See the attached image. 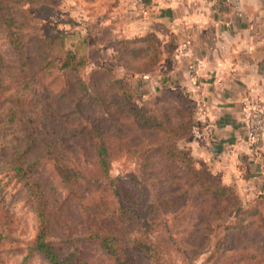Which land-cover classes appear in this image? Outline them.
Instances as JSON below:
<instances>
[{"label": "rangeland", "instance_id": "obj_1", "mask_svg": "<svg viewBox=\"0 0 264 264\" xmlns=\"http://www.w3.org/2000/svg\"><path fill=\"white\" fill-rule=\"evenodd\" d=\"M95 3L91 5L86 0H23L19 17L27 26L25 41L30 46L28 54L34 65L39 64L40 55L51 56L46 51L39 52L41 45L36 43L37 34L45 33L46 30L52 33L51 27L56 25L57 30L54 32L61 31L65 34L63 51L76 53L86 63L80 71L82 79L89 85L92 83L91 87L95 88V92L102 91L106 97L112 94L111 87H115L116 97L119 96L118 85H113L112 76L104 73L101 67L107 64L114 65L117 75H122L125 68L142 71L147 66V61L133 59L128 43L119 57L117 51L120 49L121 41L126 38L123 36V28L109 11L111 3L98 1ZM100 9L102 11L106 9L108 12L104 14ZM16 66L17 61L12 48L0 28V79L4 82L16 79ZM38 80H42L52 93L57 92L58 95L61 94L59 90L67 81V77L60 72L48 74L46 71L38 75ZM60 94L58 106L52 107L53 114L58 116L51 127L55 133H60L63 129L64 120H61L59 115L65 111L66 106L68 109V103ZM138 95L142 101L150 100L159 117L169 123L167 125L171 132L159 135L157 139L162 142L168 138L170 142L175 140L178 150L188 153L198 169L210 170L209 166L194 154L192 146L186 143V140H194L193 128L198 125L197 115L195 117L188 115L187 105L176 98L173 92L165 93L164 90L150 92L147 88L145 91L140 90ZM41 101V96L33 92L27 93L16 89L5 93L0 91V264H50L41 255L32 252L38 231V214L27 188L13 176L8 162L13 157V141L18 136L15 134L18 131L9 122V117L12 113L16 114L14 124L20 129L19 121L22 117L26 120L33 117V114L40 110ZM49 133L51 130H48ZM23 135L20 133L21 138ZM143 138L145 136L133 130L125 135L123 148L117 146L118 141L115 148L110 144L113 148L110 153L112 161L110 176L113 179L119 178L120 183L125 185L133 183L137 178H143L140 172L143 158L134 148ZM150 139L144 141L148 143L157 140ZM77 159L86 178L96 175L91 158L83 156ZM34 160H39L36 166L39 168L40 176L57 191L58 200L54 201L56 203L54 233L51 240L78 253L88 264H118L99 241L90 239L83 210L58 177L53 163L46 157L36 156ZM163 162L164 168L159 166ZM148 163L150 165L146 171V180L158 177L171 179L164 185L149 181L148 187L155 194L168 196L172 191L186 189L183 182L176 178L179 174L174 165L158 156L152 157ZM217 177L221 182L219 176ZM134 187L137 193L135 211L139 213L147 210L149 214L152 204L145 199L144 189L142 193L139 191L143 187L137 182ZM83 190L89 195L88 201L99 199L94 196L96 190H93L89 183L84 185ZM234 192L238 199L232 200L229 209L223 215L215 214L220 211L219 207L209 202L203 203L204 198L194 197L191 198L189 205L181 208L185 210L177 209L175 213H169L166 217H158V220L152 221L156 223L154 225H150L148 220H142L141 224L149 227L142 235L138 232V236L145 237L147 241H153L155 238L159 242L154 244V252L139 256L132 251L133 245H129L124 252L126 264H264V228H261L260 221L261 216H264V201L253 202L255 197L242 194L238 187H234ZM225 204L222 206L225 207ZM243 216H246L244 224L249 222L252 224L243 230L235 229L239 217ZM224 224L230 227L225 233L222 229ZM161 235L165 238L163 242L158 240ZM129 239L128 237L125 242L128 243ZM129 253L130 258L127 257Z\"/></svg>", "mask_w": 264, "mask_h": 264}, {"label": "trees", "instance_id": "obj_2", "mask_svg": "<svg viewBox=\"0 0 264 264\" xmlns=\"http://www.w3.org/2000/svg\"><path fill=\"white\" fill-rule=\"evenodd\" d=\"M22 3L23 0H0V28L17 61L16 79L5 82L0 79V91L5 93L16 89L27 93L33 92V94H39L44 103L42 104L41 101L40 110L30 119L26 120L22 117L19 121L20 129L14 124L16 114L12 113L9 117V122L18 131L15 133L18 136L12 146L13 157L8 161L9 168L18 182L27 188L38 214V231L32 252L41 255L50 264H88L78 253L51 240L54 233L56 215L54 201L58 200L57 191L40 176L39 168L36 166L39 160H34L36 156L46 157L53 163L58 177L83 210L90 239L99 241L118 264H126L124 252L129 245H133L131 249L138 256L154 252V244L157 241L155 238L153 241H147L141 236L149 227L141 224L142 220H148L150 225H154L156 223L153 222L158 220V217H166L169 213H175L177 209L189 205L191 198L194 197L204 198L203 203L209 202L219 207L220 211L215 213L216 215L226 214L232 200L238 199L234 192L236 186L220 182L211 170L198 169L188 153L178 150L175 140L170 142L168 138L162 142L157 139L159 135L171 131L167 125L169 123L159 117L158 111L150 104L151 101H142L138 95L140 90H146L142 72L135 68H125L122 75H117L114 65L102 66L101 70L112 76L113 85H118L119 96L114 97L115 87H111L112 94L109 97H106L102 91L96 93L95 88L91 87L92 83L89 85L80 76V71L86 65L83 58L78 57L76 53L63 51V35L65 34L61 31L54 32L57 30L56 25L51 27L52 33L46 30L45 33L36 35V43L41 45L39 52L46 51L51 56L40 55L39 64L34 65L28 54L30 46L25 41L27 26L25 21L20 20L19 17ZM43 27L46 29V25ZM147 42L149 49L140 51L130 46L129 51L135 60H147L146 57L152 54L151 65H153L158 62L162 50L153 37H149ZM123 43L125 47L127 43L132 44L131 41H124L120 45ZM125 47L118 49L119 57L121 52L125 51ZM46 71L48 74L60 72L67 77V81L61 85V90H59L61 92L59 94L63 95L68 103V109L66 106L65 111L59 115L61 120H64L60 133H55L51 128L55 118L58 117L53 114L52 107L58 106L59 94L52 93L42 80H38V75ZM163 90L165 93L173 92L176 98L187 105L188 115L196 116L193 101L188 95L178 90L173 91L168 88H163ZM197 127L199 125L194 126L193 130ZM48 130H51V133L48 134ZM133 130L145 136L141 143L134 147L143 158V163L140 164L143 178H137L133 183L124 185L120 183L121 179H113L110 176L112 164L110 153L113 151L110 144L115 148L118 141L117 146L120 149L123 148L125 135ZM20 133L24 134L22 138ZM148 138L157 140L146 143L144 140ZM83 156L91 158L94 162L96 172L94 177L86 178L81 172L77 157ZM154 156L176 167V172L179 174L176 178L183 182L185 190L172 191L167 196L157 191L158 194H155L148 187L149 181L159 183V185L171 181L164 177L145 179L150 165L148 161ZM159 166L164 168V162ZM136 182L143 187L139 191L142 193L144 189L145 199L152 204L149 214L147 210L139 213L135 211L137 193L134 186ZM86 183L96 190L94 196L99 197L98 200L88 201L89 195H86L83 190ZM263 201L264 195H259L253 202ZM223 203H226L225 207L222 206ZM255 212L256 210L253 213ZM261 217V228H264V216ZM245 219L246 216L239 217L234 228L239 230L249 228L252 223L244 224ZM222 229L225 233L230 230V227L224 224ZM128 237L130 239L126 243L125 240ZM164 239L163 235L158 238L161 242ZM123 244L126 245L123 246ZM130 256L129 253L127 257L130 258Z\"/></svg>", "mask_w": 264, "mask_h": 264}, {"label": "crops", "instance_id": "obj_3", "mask_svg": "<svg viewBox=\"0 0 264 264\" xmlns=\"http://www.w3.org/2000/svg\"><path fill=\"white\" fill-rule=\"evenodd\" d=\"M96 1L112 4L121 42L141 51L149 37L157 40L161 57L153 65L146 57L143 81L150 92L168 88L192 99L199 127L186 143L197 158L242 194L264 195V140L256 150L246 134L249 107L264 111V0H86Z\"/></svg>", "mask_w": 264, "mask_h": 264}, {"label": "built area", "instance_id": "obj_4", "mask_svg": "<svg viewBox=\"0 0 264 264\" xmlns=\"http://www.w3.org/2000/svg\"><path fill=\"white\" fill-rule=\"evenodd\" d=\"M187 47L188 43L185 42L182 45L180 52H184ZM201 70L202 66L200 63L195 62L190 66V73L193 75V77H197ZM247 123V140L250 143L251 147L257 150L264 140V111L257 108L256 106H250L247 114ZM207 130V134L210 136L212 143L215 144L216 138L213 136V133L210 129Z\"/></svg>", "mask_w": 264, "mask_h": 264}, {"label": "water", "instance_id": "obj_5", "mask_svg": "<svg viewBox=\"0 0 264 264\" xmlns=\"http://www.w3.org/2000/svg\"><path fill=\"white\" fill-rule=\"evenodd\" d=\"M216 148V147H215ZM218 148V147H217Z\"/></svg>", "mask_w": 264, "mask_h": 264}]
</instances>
